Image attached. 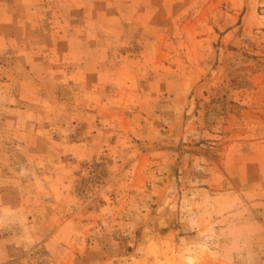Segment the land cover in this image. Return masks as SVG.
Wrapping results in <instances>:
<instances>
[{"label": "rangeland", "instance_id": "1", "mask_svg": "<svg viewBox=\"0 0 264 264\" xmlns=\"http://www.w3.org/2000/svg\"><path fill=\"white\" fill-rule=\"evenodd\" d=\"M0 264H264V0H0Z\"/></svg>", "mask_w": 264, "mask_h": 264}]
</instances>
